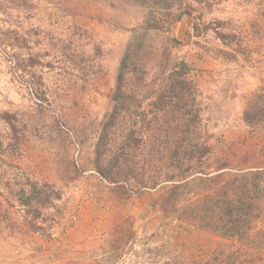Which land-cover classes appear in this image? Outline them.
Returning <instances> with one entry per match:
<instances>
[{"label": "rangeland", "instance_id": "374dc122", "mask_svg": "<svg viewBox=\"0 0 264 264\" xmlns=\"http://www.w3.org/2000/svg\"><path fill=\"white\" fill-rule=\"evenodd\" d=\"M151 9L162 26L147 39L150 74L139 96L159 86L163 66L184 57L201 90L198 103L211 135L205 170L215 174L222 162L233 172L264 168V127L248 126L242 112L264 86V0H221L212 10L199 8L203 24L222 21L218 28L235 36L232 45L211 28L192 36V18L177 19L178 10ZM151 9L129 0H20L0 13L1 28L29 39L28 47L0 44V113L13 114L22 128L14 149L13 130L0 114V264H264V247L244 246L191 219L151 209L164 183L131 189L95 169V129L114 106L119 57ZM33 52L45 63L38 66L43 85L24 70ZM230 82L238 87L228 97ZM125 119L120 143L131 122ZM26 180L65 188L34 221L40 231L28 226L18 200ZM257 226L264 228V213Z\"/></svg>", "mask_w": 264, "mask_h": 264}, {"label": "trees", "instance_id": "16d2710c", "mask_svg": "<svg viewBox=\"0 0 264 264\" xmlns=\"http://www.w3.org/2000/svg\"><path fill=\"white\" fill-rule=\"evenodd\" d=\"M16 1L20 0H0V13L5 15ZM129 1L157 11L178 10L177 19L192 18V36H201L211 28L222 41L232 45L235 36L218 28L222 21L201 22L204 13L199 8L212 10L221 0ZM149 14L150 23L147 21L132 29L119 57L116 84L111 94L114 106L95 129L98 133L95 169L110 183L131 189H156L164 183L160 187L162 193L149 202L151 209L156 208L181 220L191 219L200 227L237 239L244 246L262 248L264 228H259L257 223L264 213V168L233 172L224 170L227 162H222L215 174L205 170L206 158L212 150L208 142L211 135L205 128L207 123L203 125L202 108L198 103L201 90L190 76L191 65L184 57L175 58L171 66H163L159 86L139 96V88L146 85L145 75L150 74V68L145 64L151 60L147 56L151 54L147 39L151 31L162 26L154 10L151 9ZM28 41L27 36L17 30L0 27V44L5 49H12L16 44L28 47ZM43 64L39 52H33L25 64L24 70L34 83L44 84L43 76L38 72V66ZM237 87L235 82L226 86L228 97ZM40 91L41 97L47 99L45 91L42 88ZM144 104L147 107L143 109ZM242 112L248 126L263 129L259 127H264V86L248 100ZM0 114L13 130L16 144L14 140L10 143L13 142L16 149L22 128L17 126L16 117L10 112ZM126 115L131 122L120 143L116 139L126 125ZM147 137L153 141H145ZM19 184L22 185L21 181ZM64 190V187L47 180H26L25 186L20 187L18 200L25 208L24 218L31 229H42L34 221L42 216L44 209L56 205ZM196 190H200V196L191 199L190 193Z\"/></svg>", "mask_w": 264, "mask_h": 264}]
</instances>
